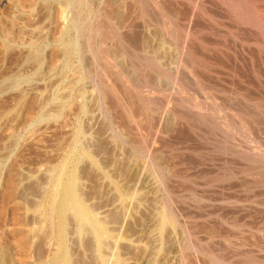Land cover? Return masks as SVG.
I'll use <instances>...</instances> for the list:
<instances>
[{"label": "rangeland", "instance_id": "374dc122", "mask_svg": "<svg viewBox=\"0 0 264 264\" xmlns=\"http://www.w3.org/2000/svg\"><path fill=\"white\" fill-rule=\"evenodd\" d=\"M0 264H264V0H0Z\"/></svg>", "mask_w": 264, "mask_h": 264}, {"label": "bare ground", "instance_id": "6f19581e", "mask_svg": "<svg viewBox=\"0 0 264 264\" xmlns=\"http://www.w3.org/2000/svg\"><path fill=\"white\" fill-rule=\"evenodd\" d=\"M46 2L48 0H45ZM187 42V41H186ZM106 72V71H105ZM106 150V149H105ZM126 167V166H125ZM72 173V172H71ZM69 175V174H68ZM134 176V175H133ZM131 177V176H130ZM133 178V177H132ZM75 175L70 176V183L65 187V190L63 192L62 199L59 201L57 205V214L59 217L64 218L65 212L70 209V207H73L78 215L82 218L84 223L92 230L94 233L96 239H99L100 236L104 233V228L92 217L91 213L85 209V207L82 205L81 202L76 200V202H72L73 197L76 195V184H75ZM69 181V180H68ZM124 193V192H123ZM71 210V209H70ZM121 215V214H120ZM72 218V217H71ZM115 218V217H114ZM65 222H66V218ZM63 220V219H62ZM62 223V222H60ZM59 223V225H60ZM62 224L60 225L61 228ZM85 226V224H84ZM86 228V227H85ZM64 229V228H63ZM78 229V228H77ZM87 229V228H86ZM64 231V230H63ZM60 229V233L62 235V232ZM88 231V229H87ZM90 231V230H89ZM64 233V232H63ZM76 234V233H75ZM90 234V233H89ZM65 240V239H64ZM63 241V240H62ZM107 244V243H106ZM87 247V246H86ZM63 257V256H62ZM61 257V258H62ZM106 257V256H105ZM64 258V257H63ZM64 260V259H63ZM65 261V260H64ZM64 263V262H63Z\"/></svg>", "mask_w": 264, "mask_h": 264}]
</instances>
